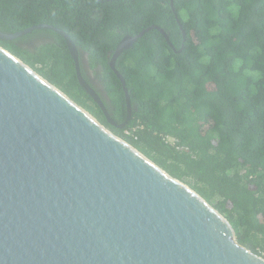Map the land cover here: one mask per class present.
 Instances as JSON below:
<instances>
[{
  "label": "trees",
  "instance_id": "1",
  "mask_svg": "<svg viewBox=\"0 0 264 264\" xmlns=\"http://www.w3.org/2000/svg\"><path fill=\"white\" fill-rule=\"evenodd\" d=\"M42 24L71 37L117 125L128 111L111 59L126 36L151 29L116 60L132 111L122 129L81 86L60 34L39 29L0 45L191 187L264 257V0H0L1 32Z\"/></svg>",
  "mask_w": 264,
  "mask_h": 264
},
{
  "label": "water",
  "instance_id": "2",
  "mask_svg": "<svg viewBox=\"0 0 264 264\" xmlns=\"http://www.w3.org/2000/svg\"><path fill=\"white\" fill-rule=\"evenodd\" d=\"M60 34L78 80L120 129L131 100L117 58L146 32L126 36L110 67L122 82L117 125L83 78L79 50ZM169 41L164 30L157 28ZM0 264H264L228 219L0 45Z\"/></svg>",
  "mask_w": 264,
  "mask_h": 264
},
{
  "label": "flooded vegetation",
  "instance_id": "3",
  "mask_svg": "<svg viewBox=\"0 0 264 264\" xmlns=\"http://www.w3.org/2000/svg\"><path fill=\"white\" fill-rule=\"evenodd\" d=\"M87 55L85 54L84 55V60H86L87 58ZM87 65V64H86ZM86 71H87V73H88V76H89V79H90V82L100 91V93H101V95H102V97L104 98V100H108V97L106 96V93H105V91H104V89H103V85H101V82H99L98 81V79H96L91 73V69L88 67V65H87V69H86ZM96 91V90H95ZM97 92V91H96ZM99 96H100V94H98ZM102 97L100 96V99H101V101L103 102V104L105 105V103H104V101H103V99H102ZM105 107H106V105H105ZM107 109V108H106ZM108 111V110H107ZM109 115H110V113H109Z\"/></svg>",
  "mask_w": 264,
  "mask_h": 264
},
{
  "label": "built area",
  "instance_id": "4",
  "mask_svg": "<svg viewBox=\"0 0 264 264\" xmlns=\"http://www.w3.org/2000/svg\"><path fill=\"white\" fill-rule=\"evenodd\" d=\"M128 135H130L131 133L129 131L126 132Z\"/></svg>",
  "mask_w": 264,
  "mask_h": 264
},
{
  "label": "rangeland",
  "instance_id": "5",
  "mask_svg": "<svg viewBox=\"0 0 264 264\" xmlns=\"http://www.w3.org/2000/svg\"><path fill=\"white\" fill-rule=\"evenodd\" d=\"M94 76V73H91Z\"/></svg>",
  "mask_w": 264,
  "mask_h": 264
}]
</instances>
